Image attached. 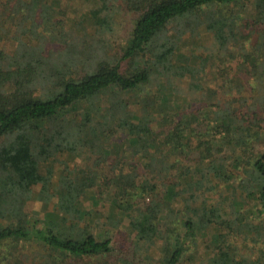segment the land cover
I'll use <instances>...</instances> for the list:
<instances>
[{
    "label": "trees",
    "instance_id": "trees-1",
    "mask_svg": "<svg viewBox=\"0 0 264 264\" xmlns=\"http://www.w3.org/2000/svg\"><path fill=\"white\" fill-rule=\"evenodd\" d=\"M121 1L0 0V264H264V0Z\"/></svg>",
    "mask_w": 264,
    "mask_h": 264
},
{
    "label": "rangeland",
    "instance_id": "rangeland-1",
    "mask_svg": "<svg viewBox=\"0 0 264 264\" xmlns=\"http://www.w3.org/2000/svg\"><path fill=\"white\" fill-rule=\"evenodd\" d=\"M93 5H94V3H92ZM119 4H121V9L120 10H123L124 12H126V13H128L127 11H126V9H125V5H124V3H123V1H121L120 0V3ZM73 5L75 6V7H82L83 6V8H87V5H85V4H82V5H80V6H78V2H74L73 3ZM93 5H92V7H93ZM91 6V4H88V7H90ZM120 13V14H122L120 17H119V19L121 20V19H123L122 17H123V15L125 16V18L126 19H129V17H131V15H128V14H126V13ZM68 15H69V17L70 18H72V19H75V13L73 12H70L69 11V13H68ZM69 25L70 26H73V24L71 23V22H69ZM1 28H0V37H1ZM122 30L120 31V33H119V39H121V37H122ZM118 39V40H119ZM117 40V41H118ZM114 44H115V46L117 47V42H114ZM14 50V47L12 48V49H9V51L10 52H12ZM262 150L264 151V147L262 148ZM93 197H94V195H93V193L91 192L89 195H88V206L89 207H95V205H94V203H93ZM38 210H41L42 212H44V206H42V205H40V204H38ZM123 232H121V234H128V233H126V231H127V228L126 227H124L123 229ZM119 234V233H118ZM118 238L115 240V242H114V249H115V251H114V253H113V255L111 256V258H118V257H128L129 259H132V256H133V251H132V249L130 248V246H129V243H128V240H125L123 237H122V235H118L117 236Z\"/></svg>",
    "mask_w": 264,
    "mask_h": 264
}]
</instances>
